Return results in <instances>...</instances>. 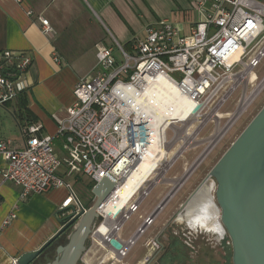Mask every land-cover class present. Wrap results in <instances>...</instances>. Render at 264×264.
<instances>
[{
  "label": "built area",
  "instance_id": "2783aa9c",
  "mask_svg": "<svg viewBox=\"0 0 264 264\" xmlns=\"http://www.w3.org/2000/svg\"><path fill=\"white\" fill-rule=\"evenodd\" d=\"M194 4L198 17L186 35L176 24L161 20L156 26H145L142 36L132 38L130 52L117 46L120 62L112 47L97 48L95 71L77 79L72 87L73 100L64 115L54 116L57 136L62 137L63 156L55 153L50 136L39 134L40 125L24 124L22 148L10 149L7 141L0 140V160L5 162L0 170V186L11 182L21 188L22 196L64 187L69 196L59 209L63 211L73 204L75 213L85 210L70 185L58 176V168L63 165L67 175L82 173L93 183L106 175L115 187L129 176L151 137V123L137 112L134 95L158 76L165 77L179 94L188 98L191 115L197 116L182 121L172 119L164 129L165 138L168 128L191 121L188 127L196 122L194 129L199 128V132L189 131L193 135L188 143H196L204 126L213 124L205 137V148L177 178L182 185L264 90V70L258 73L264 69V2L195 0ZM26 13L31 14L32 10L27 9ZM38 18L41 31L51 35L47 18ZM31 59L26 51L0 52V105L28 89L26 73ZM236 91L238 95L231 101L233 109L222 111L221 107ZM148 193L146 185L136 189L124 208L111 218L100 213L102 204L89 239L119 259L124 258L153 221L147 216L130 236H120L124 222L138 210ZM6 217L3 225L15 217L14 211ZM150 243L152 250L160 245L156 238Z\"/></svg>",
  "mask_w": 264,
  "mask_h": 264
},
{
  "label": "crops",
  "instance_id": "0c3cea01",
  "mask_svg": "<svg viewBox=\"0 0 264 264\" xmlns=\"http://www.w3.org/2000/svg\"><path fill=\"white\" fill-rule=\"evenodd\" d=\"M194 2L0 0V52L26 51L32 58L26 73L28 89L0 105V140L7 141L10 149H20L23 147L21 127L37 124L39 134L50 136L55 153L63 156L62 137L57 136L54 116L64 115L66 106L73 100L72 87L77 79L95 71L97 48L112 47L115 59L120 62L122 56L117 46L128 52L133 37L142 36L145 26H156L161 20L176 24L181 34L186 35L198 17ZM27 9L32 13L27 14ZM39 16L47 18L53 30L51 35L41 31ZM56 140L61 143L58 147H54ZM198 154L189 162L185 160L182 170L173 173L172 178L180 176ZM4 166L5 162L0 160V170ZM57 174L61 179L73 175H67L66 168H58ZM74 175L77 179L78 175ZM68 196L69 191L64 187L22 196L19 186L3 183L0 186V264H12L20 254L38 248L55 234L62 225L59 208ZM161 196L163 193L153 208L139 217L149 216ZM12 211L15 217L3 225ZM131 234L120 236L125 239Z\"/></svg>",
  "mask_w": 264,
  "mask_h": 264
},
{
  "label": "rangeland",
  "instance_id": "374dc122",
  "mask_svg": "<svg viewBox=\"0 0 264 264\" xmlns=\"http://www.w3.org/2000/svg\"><path fill=\"white\" fill-rule=\"evenodd\" d=\"M263 70L264 69L260 70L258 73L261 74ZM237 95L238 91L234 92L231 99L221 107V110H232L233 104L231 101L234 100ZM263 104L264 90L248 110L228 130L226 136L209 150L189 178L182 185H180V183L179 188L177 186V192L175 191L176 193L173 197L167 201L162 210H159L153 218L152 223H150L144 233L138 237L136 243L130 248L128 254L124 258H118L119 261L107 259L104 262L109 252L100 248L88 238L86 241L87 250L83 253L82 261H80L79 264H139L140 261L146 257V259H149L142 262V264H223L228 254L231 261V246L228 236L225 233L223 235H217L215 232L197 226L193 227L189 225L185 219L177 220L176 217L178 212L184 214L185 211L181 209L180 206L187 199L191 190L195 189L207 176L211 167ZM186 125L187 124L178 127L180 125L175 124L174 127L166 130L165 149L168 152L166 157L167 159L173 157V159L162 175H159L161 173L160 171L151 175L150 178L156 177V181L152 180L145 184L148 187L149 193L141 200L138 210L132 213L124 222L120 233L122 237L131 234L137 227V224L140 225V221L142 222L143 219L147 217L141 218L139 215L143 214L145 211L151 210L161 193L165 196L175 185L174 181L181 175L176 178H172L171 175L176 171L182 170L184 161L187 160V162H189L197 153H200L205 148L207 144L205 137L212 129L213 124L208 122L198 134L197 142L192 144L188 142L183 143L181 137L189 133V131H194L195 133L199 132V128L194 129L196 122H193L189 127ZM185 128H187L188 131L185 130ZM58 145H61V143L56 140L54 147H58ZM60 168L65 169L63 165ZM77 175V179H74V174L66 177L63 176L64 178L62 179L70 185L73 194L81 201L82 205L87 208L95 199L91 192L94 183L82 173ZM213 190L212 194H214ZM163 196H161V198H163ZM201 213L205 214L206 211ZM156 237L162 246L159 245L158 248L152 250L150 248V241ZM223 244H225V246ZM224 247H226V249ZM167 251L169 253L163 256ZM109 256L113 257L110 254Z\"/></svg>",
  "mask_w": 264,
  "mask_h": 264
},
{
  "label": "water",
  "instance_id": "95a60500",
  "mask_svg": "<svg viewBox=\"0 0 264 264\" xmlns=\"http://www.w3.org/2000/svg\"><path fill=\"white\" fill-rule=\"evenodd\" d=\"M208 179L214 181L212 197L218 208L219 222L230 242L231 263L264 264V104L188 195L181 209L196 197ZM115 185L106 175L95 182L91 188L95 199L88 208L75 213L73 204L66 206L60 219L63 224L57 232L38 248L20 254L12 264H30L69 225L66 242L56 247L55 258L47 264H76L98 220L97 212ZM175 191L173 186L161 198L150 218L162 210ZM181 214L177 213V220Z\"/></svg>",
  "mask_w": 264,
  "mask_h": 264
},
{
  "label": "bare ground",
  "instance_id": "6f19581e",
  "mask_svg": "<svg viewBox=\"0 0 264 264\" xmlns=\"http://www.w3.org/2000/svg\"><path fill=\"white\" fill-rule=\"evenodd\" d=\"M134 104L137 112L142 113L144 117L149 119L151 123V137L142 157L136 164L135 170L114 188L111 196L104 201L100 208V213L107 218H111L113 213L118 209L124 208L128 198L136 189H141L143 185L152 180L156 181V177L150 178L152 174L160 171L159 175H162L169 166L173 157L170 159L166 157L168 153L165 149L166 138L164 129L166 125L172 123V119L182 121L197 118V116L191 115L192 105L188 98L179 94L175 87L163 76L156 77L153 83L147 84L141 91L136 92ZM190 123L191 121L186 123V126ZM184 125L182 124L178 127ZM185 130L187 129L185 128ZM192 135L193 133L191 132L183 135L181 137L183 143L188 142ZM180 182L179 179L174 181L176 189ZM204 182L196 197L185 207V212H190L189 208L196 207L204 209L216 208L212 197L214 181L208 179ZM216 210L218 211V208ZM100 230L103 231L104 227L102 226Z\"/></svg>",
  "mask_w": 264,
  "mask_h": 264
},
{
  "label": "flooded vegetation",
  "instance_id": "af4514ba",
  "mask_svg": "<svg viewBox=\"0 0 264 264\" xmlns=\"http://www.w3.org/2000/svg\"><path fill=\"white\" fill-rule=\"evenodd\" d=\"M189 209H190L189 210L190 212H185L178 219L179 220L185 219L189 225H191L193 227L197 226V227H200L202 229L215 232V233H217V235H223L224 234V231H223V229L219 223V220H218V211L216 210V208L204 209V208L196 207V208H189ZM204 211H206V213L202 214L201 212H204ZM70 227H71V225L67 226L56 237V239L53 240V242H51L49 245H47L39 253V255H37V257L30 264H47L48 262L52 261L56 256V247L58 245H63L66 242L67 235L69 234V231H70ZM158 242H159V240H158ZM160 245L162 246L161 243H160ZM86 250H87V243L85 244V251ZM109 254L112 255L113 257H110ZM82 256H83V254H82ZM82 256L76 262V264H79L80 261H82ZM107 259H111V260L114 259V260L119 261L118 257L112 251H110V253H108V257H106L104 259V262ZM148 259L144 258L142 261H140L139 264H142V262H144Z\"/></svg>",
  "mask_w": 264,
  "mask_h": 264
},
{
  "label": "trees",
  "instance_id": "16d2710c",
  "mask_svg": "<svg viewBox=\"0 0 264 264\" xmlns=\"http://www.w3.org/2000/svg\"><path fill=\"white\" fill-rule=\"evenodd\" d=\"M94 185V184H93ZM89 207V205H88ZM87 207V208H88ZM172 245V244H171ZM225 246V244H223ZM226 249V247H224ZM171 249V248H170ZM169 252L167 251L165 254H163V256H165L166 254H168ZM231 257V256H230ZM161 262V261H160ZM223 264H232L230 259H229V254L225 257V262Z\"/></svg>",
  "mask_w": 264,
  "mask_h": 264
}]
</instances>
